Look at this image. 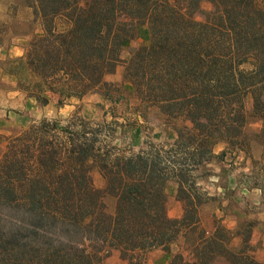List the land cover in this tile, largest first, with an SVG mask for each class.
Here are the masks:
<instances>
[{"label": "trees", "instance_id": "trees-1", "mask_svg": "<svg viewBox=\"0 0 264 264\" xmlns=\"http://www.w3.org/2000/svg\"><path fill=\"white\" fill-rule=\"evenodd\" d=\"M22 1L41 33H23L30 38L14 61H24L25 91L38 105L54 95L60 104L80 99L107 85L123 41L146 24L149 42L132 51L125 67L144 106L139 115L155 110L190 125L176 126L167 149L147 143L129 154L106 141L115 122L42 118L7 137L0 157V264H102L110 248L127 264H147L149 250H169L180 236L192 264H264L250 244L254 221L202 226L206 192L191 174L217 143L249 144L247 94L249 115L264 118V0H209L203 21L194 18L202 0ZM104 95L112 99L111 89ZM95 167L103 188L93 184ZM171 178L184 202L177 218L167 212ZM18 208L27 222L23 216L13 224L3 211Z\"/></svg>", "mask_w": 264, "mask_h": 264}, {"label": "rangeland", "instance_id": "rangeland-1", "mask_svg": "<svg viewBox=\"0 0 264 264\" xmlns=\"http://www.w3.org/2000/svg\"><path fill=\"white\" fill-rule=\"evenodd\" d=\"M211 8L212 4L209 0H202L199 9L194 13V18L198 21H203L206 13ZM31 19V9L25 6L22 0H0V44L4 49H10L12 45H17L18 50L21 51L16 54L17 49L11 48V51L7 53L9 55L0 57V157L4 153L7 137L16 135L21 129L26 128L28 124L39 121L42 118L58 119L63 125L72 124L78 118L102 124L115 122L112 124L114 126L113 135L107 138L106 141L108 140L109 143L111 142L113 146L121 149L120 151L126 154L147 148V143L167 149L176 140V126L184 123L190 125L189 121L184 120H177L174 124L168 119L157 115L155 110L148 112L146 118L139 115V111L145 112L144 106L136 96L132 84L125 77V67L132 51L140 45H146L149 42V31L146 24L136 26L131 31L133 35L123 41L118 63L114 70L107 73L104 78L108 83L107 85H104L101 89L86 93L80 99L70 98L60 104L57 100L58 97L54 95L50 98V102L47 105H38L33 97L27 96L25 91V87H27V69L24 61L21 59L14 61L24 54L27 41L30 38L29 34L25 35L23 33H27L30 28L35 33H41L40 23L38 21L31 22ZM2 67L17 71V74L9 76L3 71ZM107 88L111 89L112 99L106 98L104 95ZM19 98L23 105L16 102ZM244 102L248 113L246 132L249 144L243 146L244 148L241 150L247 155L248 162L245 164L243 163L244 160L240 161L237 159V164L232 165L237 167V178L243 183V188L240 190L230 188L226 191L221 188L218 190L212 188L210 179H214L216 175L220 176L217 178V183L221 187L226 185L224 175H222L223 167L220 166L221 169H217L218 165L215 163L217 155L214 151L213 155L207 161H203L191 174L196 177L200 191L206 192L205 195H202L203 203L209 201L210 198L217 197V195L211 196L209 192L214 191L216 194H222L223 192L229 200V203H227L228 208L233 209L236 205L250 213L254 209L253 205L250 201L245 204V197L249 196V192L242 189L248 188L250 184H255L262 188L264 196V118L249 115L253 103L250 94L246 95ZM229 149H235V147ZM227 158L230 159L231 155L228 154ZM209 163H212V165H208ZM91 177L94 186L98 188L104 187V178L97 167L92 168ZM209 177L210 179H208ZM177 187V181L173 178L166 182V204L170 217H173L177 208L180 207L184 210V202L177 197ZM241 198H244V203H241ZM106 203L111 206V199L106 198ZM202 204L199 207L202 226L207 230H212L215 222L218 221L213 216H210L212 212L210 208L215 203L212 202L204 212L203 208L205 206ZM3 212L10 216V222L13 224L19 223L18 221L23 216L27 222V214H24L23 208L16 210L6 209ZM0 215L3 214L0 212ZM250 220L253 221L251 217L245 215L240 217L237 222L242 225L241 222ZM236 226L237 223L233 228H236ZM238 241L239 239L235 238L232 244L237 246ZM186 246L180 236L175 242L170 244L169 250L159 247L153 248L146 253L147 264H153L161 260L158 255L160 250L169 253L170 259L167 264H192L194 259L191 258L192 256ZM179 253L183 254L184 259L178 257L177 254ZM102 264H127V260L121 257L118 249L110 248L104 254Z\"/></svg>", "mask_w": 264, "mask_h": 264}, {"label": "crops", "instance_id": "crops-1", "mask_svg": "<svg viewBox=\"0 0 264 264\" xmlns=\"http://www.w3.org/2000/svg\"><path fill=\"white\" fill-rule=\"evenodd\" d=\"M11 48H16V54H19L21 51L18 50L17 45H12L10 49H4L3 46L0 44V57L3 55H9L7 54L9 51H11ZM3 53V54H2ZM9 76H13L11 74H8ZM17 103L23 105V102H21L20 98L16 100ZM24 103H26L24 101ZM227 149V150H225ZM214 153L217 155L215 157V163L218 165L217 169H221L220 166H222V175H224V180L226 185L220 186L219 183H217V178L220 177L218 175L215 176V178L208 179L211 180V186L213 189H223V191L228 189H236L240 190L243 188V183L240 182L237 178V167H233L232 165L237 164L236 160L239 159L240 161L244 160L243 163L248 162V157L245 154V152L241 149H229L225 146V144H217L214 147ZM223 151H226L224 156H221V153ZM229 151V152H228ZM231 153V154H230ZM228 154L231 155V158L228 159ZM230 160V161H229ZM229 161V162H228ZM208 165H212V163H209ZM232 166V167H231ZM217 171V170H215ZM246 192H249V196L245 197V204L250 201V203L253 205V211H250V213H247L242 207L234 206L233 209L228 208L229 200L228 197L222 194H219L216 192H209L211 196L217 195L216 198H210L209 201L203 203L202 205L205 206L203 208L206 211V209L211 205L212 202L215 204L210 208L212 211L210 213V216L215 219L220 220L226 227L233 228L240 217L248 215L251 217L254 221V225L252 227V232L250 236V244L253 248V254L257 260L264 263V196H263V190L261 187L255 184H250L248 188L242 189ZM244 198H241V203H244ZM213 200V201H211ZM236 201V199H235ZM240 201V200H239ZM207 205V206H206ZM183 213L182 208H177V211L173 215V217H180ZM202 215V213H201ZM203 217V216H202ZM208 218V217H207ZM206 219V218H205ZM208 221V220H207ZM161 257V260L158 262H155L153 264H167L169 262V253L165 251H161L158 254Z\"/></svg>", "mask_w": 264, "mask_h": 264}]
</instances>
